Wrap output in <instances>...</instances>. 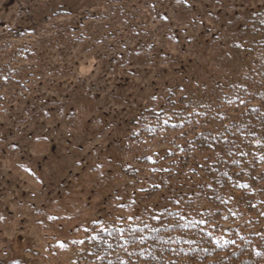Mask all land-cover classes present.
I'll use <instances>...</instances> for the list:
<instances>
[{"label":"trees","instance_id":"trees-1","mask_svg":"<svg viewBox=\"0 0 264 264\" xmlns=\"http://www.w3.org/2000/svg\"><path fill=\"white\" fill-rule=\"evenodd\" d=\"M51 4L36 41L0 34V165L106 138L120 189L139 183L77 264H264V0ZM79 45L96 83L66 62Z\"/></svg>","mask_w":264,"mask_h":264},{"label":"rangeland","instance_id":"rangeland-1","mask_svg":"<svg viewBox=\"0 0 264 264\" xmlns=\"http://www.w3.org/2000/svg\"><path fill=\"white\" fill-rule=\"evenodd\" d=\"M51 1L0 0V34L17 30L26 34L18 40L16 34L11 35V42L36 41L42 29L35 36L29 28L35 15L38 17L36 12L51 7ZM80 47L73 48L64 60H76V67L71 65L76 76L90 75L96 83L91 55L81 53ZM104 140L94 138L82 146L78 136L58 138L48 147L49 152L44 144H33L24 168L26 164L14 163V156L5 157L0 165V264H77L91 224L130 218L132 209L115 196L123 197L126 190L130 194L139 183L130 180L120 189V177L109 161L111 145ZM50 148L59 154L52 156Z\"/></svg>","mask_w":264,"mask_h":264}]
</instances>
